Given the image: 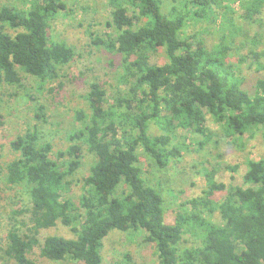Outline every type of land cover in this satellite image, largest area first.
Listing matches in <instances>:
<instances>
[{
	"label": "trees",
	"instance_id": "16d2710c",
	"mask_svg": "<svg viewBox=\"0 0 264 264\" xmlns=\"http://www.w3.org/2000/svg\"><path fill=\"white\" fill-rule=\"evenodd\" d=\"M171 2L164 14L162 0H109V32L93 33L91 39L95 47L121 56L123 73L114 103L105 108L107 92L93 80L83 97L91 112H77L83 127L69 137L67 150L54 153L37 126L11 143L16 158L7 165L6 183L26 187L33 205L14 211L4 251L14 264H38L29 257L38 247L48 261L103 264L104 241L114 231L142 235L146 244L155 246L160 264H264V158L248 161L242 186H227L207 172L202 196L185 202L171 221L163 197L143 178L138 155L143 148L165 169L180 157L179 149H169L177 130L211 142L207 116L237 148L244 147L246 134L258 131L264 137V75L251 92L237 71L247 58L237 64L228 61L238 37L228 16L232 6L239 4L243 20L258 24L264 0ZM66 11L65 0H8L2 5L0 87H21L20 71L42 84L55 82L60 70L75 62L76 49L50 35L51 24ZM220 13L227 34L213 48L198 35L186 36L188 23L216 24ZM161 50L164 65L153 62ZM251 55L264 73V52L252 49ZM152 123L169 135L150 136ZM198 146L203 149L205 144ZM82 147L94 163L76 202L70 196L72 179L83 164ZM26 214L29 224L18 219ZM59 224L75 238L48 236L41 241L43 231ZM188 233L197 243L181 248Z\"/></svg>",
	"mask_w": 264,
	"mask_h": 264
},
{
	"label": "rangeland",
	"instance_id": "374dc122",
	"mask_svg": "<svg viewBox=\"0 0 264 264\" xmlns=\"http://www.w3.org/2000/svg\"><path fill=\"white\" fill-rule=\"evenodd\" d=\"M163 1V13L168 14L172 8L171 0ZM8 0H0V8ZM67 11L61 14L50 29L51 39L73 46L77 52L75 62L60 70V78L55 82L42 84L38 79L20 71L22 86L2 85L0 87V264H14L5 256L7 236L13 225L14 211L31 210L33 205L28 189L24 186L13 187L6 183L7 165L16 158L11 143L28 130L38 127L44 142L54 146V153L65 151L71 146L69 137L82 129V122L77 121V112L90 113L84 96L89 83H100L107 92L105 108L113 102L115 90L123 73L121 56H112L92 44L91 34L104 35L109 32L107 23L112 20L109 0H65ZM234 26L237 29V43L228 60L237 64L243 57L247 58L240 70L245 88L254 92L257 79L263 77L258 65L252 59L251 50L264 52V11L260 23L249 24L242 16L244 11L239 4L232 6ZM223 12V11H218ZM221 14V15H220ZM216 24H197L190 22L185 27L189 38L198 35L208 49L221 41L222 14ZM226 15V14H225ZM228 26V25H227ZM231 28V27H230ZM233 29V28H231ZM207 32H202V31ZM257 41V45L253 42ZM264 63V58L262 59ZM153 62L164 65L167 60L161 55ZM44 119H40V108ZM207 128L213 134L210 143L206 138L192 132L177 130L172 134L169 149L177 148L180 157L172 159L165 169L139 148V167L143 178L150 187L161 194L167 219L173 221L179 210L188 200L202 196L206 189V173L214 172L216 180L227 186H242L246 164L249 160L264 158V137L261 132L246 134L242 137L244 147L237 148L227 138L223 127L211 116H207ZM150 136L169 135L158 125L152 123ZM199 143L205 144L203 149ZM77 145H82L78 142ZM83 164L72 179L71 198L78 201L82 195L83 180L90 174L94 157L82 147ZM55 158V155H54ZM235 168L236 171H232ZM124 188H120V195ZM222 198V197H221ZM29 224L30 215L18 217ZM219 220V215L215 216ZM48 236L75 238L71 231L59 224L57 227L41 233V241ZM197 243L194 234L184 236L181 248H190ZM103 264H160L154 245L146 244L143 236L132 232H112L104 241ZM38 264H77L71 261L52 262L41 257L40 248H35L29 256ZM127 257H130L128 260Z\"/></svg>",
	"mask_w": 264,
	"mask_h": 264
}]
</instances>
